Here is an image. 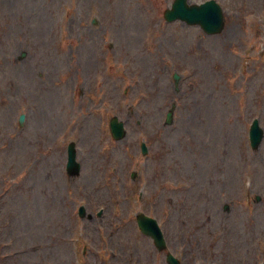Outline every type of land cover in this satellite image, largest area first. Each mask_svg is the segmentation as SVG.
Listing matches in <instances>:
<instances>
[{"label": "rangeland", "instance_id": "rangeland-1", "mask_svg": "<svg viewBox=\"0 0 264 264\" xmlns=\"http://www.w3.org/2000/svg\"><path fill=\"white\" fill-rule=\"evenodd\" d=\"M172 1L0 0V264H264V0H215L217 34Z\"/></svg>", "mask_w": 264, "mask_h": 264}, {"label": "water", "instance_id": "water-1", "mask_svg": "<svg viewBox=\"0 0 264 264\" xmlns=\"http://www.w3.org/2000/svg\"><path fill=\"white\" fill-rule=\"evenodd\" d=\"M164 16L169 21L181 19L188 24H199L207 33H216L223 28L222 12L219 5H217L214 0L206 1L200 5H188L187 0H174L172 8L165 10ZM170 117L171 113L169 112L167 115V121H170ZM21 120L22 115L20 116V121ZM110 126L115 138L118 139L124 135L122 123L117 122L116 118L112 119ZM260 133V130H258L256 136L257 140ZM74 157L75 151L73 144L71 143L68 149L67 162V171L70 175L77 174L79 170V165L75 162ZM138 224L145 234H148L153 238L158 249L161 250L164 248L165 242L155 219L141 215L138 217ZM168 262L170 264H178L170 255H168Z\"/></svg>", "mask_w": 264, "mask_h": 264}, {"label": "bare ground", "instance_id": "bare-ground-1", "mask_svg": "<svg viewBox=\"0 0 264 264\" xmlns=\"http://www.w3.org/2000/svg\"><path fill=\"white\" fill-rule=\"evenodd\" d=\"M47 96L48 97H50V98H53V97H51V96H53L54 94H55V92H54V90L49 86L48 87V90H47ZM53 101V100H52ZM212 129V128H211ZM215 133V131L214 130H212V135H210V138L213 136V134ZM233 134V133H232ZM232 134L230 135V142H231V139H232ZM228 168H230V166L228 167ZM231 169V168H230Z\"/></svg>", "mask_w": 264, "mask_h": 264}]
</instances>
